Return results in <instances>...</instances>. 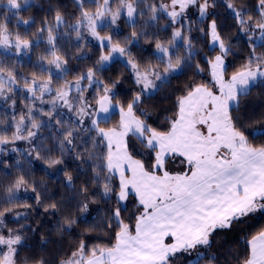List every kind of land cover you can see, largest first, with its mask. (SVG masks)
Segmentation results:
<instances>
[{
    "label": "snow or ice",
    "instance_id": "1",
    "mask_svg": "<svg viewBox=\"0 0 264 264\" xmlns=\"http://www.w3.org/2000/svg\"><path fill=\"white\" fill-rule=\"evenodd\" d=\"M74 4L78 15L72 23L57 9L51 20L44 18L32 32L35 19H25L22 13L34 6L33 0H0V7L6 9L0 12V49L3 50L0 53V101H11L10 107H14L18 89L26 91L31 101L25 105L26 113L16 121L11 138L0 134V145L15 140L31 142L42 125H55L60 133V137H55L56 144L63 156L65 151L77 146L76 139L87 137L83 152L76 153V158L83 157L82 162L90 164L89 183L98 186L100 197L106 203L115 201L107 213L94 218L93 225L110 233L112 242L88 247L81 240L68 259H59L55 264H174L178 256L185 257L184 264H201L206 258L209 264H214L216 254L209 257L214 235L222 233L226 238L234 228L245 231L243 226L250 222V217L264 214V112L258 117L249 112L251 105L245 100L252 95L254 87L264 86V51H257L258 47L264 49V0H258L256 5L258 18L249 15L250 8H237L233 0H118L115 7L113 0H74ZM88 5L95 7L90 9ZM218 6L231 14L234 26L243 34L248 46L244 63L232 72L226 61L235 46L231 37L222 35L227 24L220 20L222 14L216 10ZM190 8L196 10L200 21L196 27L208 48L202 56V50L195 48L192 42ZM121 16H125L134 29L124 44L98 31L99 28H118ZM161 17L167 20L163 25ZM13 20L26 28V34L9 27ZM140 20L143 23L137 32L135 28ZM149 25L172 29L170 40L155 43L157 64L143 58L134 59L127 46L147 35ZM73 33L78 44L85 42V33L95 38L101 51L95 67L69 80L67 65L71 57L65 58L60 53L58 41H72ZM41 42L47 45V54L37 56L39 71L30 75L18 72L19 59L39 48ZM104 48L108 51L104 52ZM78 51L83 49L78 48ZM197 56L207 65L211 85L197 83L195 79L185 84L180 90L182 94L175 99L176 112L169 119L168 130H158L149 123L150 113L143 106L145 101L158 94L165 84H170L172 74L191 66ZM12 57L17 60L13 62ZM117 60L128 68L138 89L124 102L116 99L114 90L120 81L109 84L97 75ZM195 70L199 75L205 68L196 63ZM89 89L90 98L86 95ZM46 95L51 99L45 100ZM36 101L50 105L47 112L43 107L37 109L47 118L44 121L38 122L33 115ZM61 108L74 112V123L62 121L65 113L58 111ZM114 116H118V120L112 124ZM108 124L112 126H101ZM25 131L27 135H21ZM46 150L51 152V149ZM32 152L40 158L39 152L35 149ZM133 152L144 159H135ZM173 154L184 158L182 163L187 165V171L166 169V162ZM46 162L49 167L63 163L61 158L52 156ZM81 171L85 170L81 168ZM65 177L68 187L74 189L72 175L65 172ZM27 185L25 177L19 175L7 188V201H15L16 193L22 188L27 191ZM87 191L86 186L80 189L81 193ZM130 196L136 197L139 213L134 211L127 218L133 223L125 222L122 214L129 210ZM35 199L40 204L39 194ZM56 207L55 203L48 206ZM78 210L88 213L89 202L80 201ZM12 211V208L0 211V264H17L18 249L26 246L23 231L31 229L27 224L7 228L5 213ZM21 215L15 213L17 218ZM75 223L74 219H65L67 229ZM44 243L46 246L47 242ZM246 243L243 259L234 256L237 264H264V227L251 234ZM23 259L27 264L28 258ZM35 264L54 262L42 257Z\"/></svg>",
    "mask_w": 264,
    "mask_h": 264
},
{
    "label": "trees",
    "instance_id": "2",
    "mask_svg": "<svg viewBox=\"0 0 264 264\" xmlns=\"http://www.w3.org/2000/svg\"><path fill=\"white\" fill-rule=\"evenodd\" d=\"M165 2H168V0H165ZM116 3H118V0H113V7H115ZM233 3L237 8L247 7L252 9L249 15L258 18L256 11L258 0H233ZM33 5L28 11L22 13L25 19L29 17L35 19L36 24L32 26V32H35L36 27L42 24L44 18L51 20L57 9L65 14L69 23H72L75 16L78 15L74 0H33ZM88 7L93 9L95 6L88 5ZM216 10L222 14L220 20L225 21L227 24L222 35L226 38L231 37L232 43L235 46V51L226 61L228 70L229 72L236 71L244 63L245 57L248 55L247 42L243 34L239 33L238 28L234 26L231 14L226 12L223 6H218ZM3 11H6V9L0 7V12ZM189 20L193 24V31L191 33L192 42L195 48L202 50V56L203 52L208 51V48L205 40L201 38V34L197 30L196 26L200 21L194 8L189 9ZM166 22V18L161 17L160 24L163 25ZM142 23L143 20L137 23L135 31L140 32ZM117 24L118 28H99L98 31L101 35H112L114 42L119 41L121 44H124L125 38L134 29L127 23L125 16H121ZM9 27L14 31H19L21 34H26V28L16 25L14 20L9 24ZM171 30V28L163 30L162 28L149 25L146 29L147 35L141 36L138 42L133 41L127 45L132 57L138 61L143 58L153 64L159 63L156 55H154L156 53L155 43L158 40L165 43L170 40ZM72 36V41H58L60 53L65 58L71 57L68 59L67 65L70 69L67 73L69 80L87 68L95 67L101 51L99 42L86 33L85 42L82 44H78L75 41L74 33ZM46 48L47 45L41 42L39 48L34 49L28 56L21 57L19 59L18 72H23L25 75L38 72L39 69L36 67L37 56L39 54H47ZM78 48H82L83 51H78ZM103 51L107 52L108 49L104 48ZM180 51L183 55L184 49L181 48ZM257 51L261 52L264 49L258 47ZM2 52L3 50L0 49V53ZM201 56H197L191 66H186L182 71L172 74L171 83L165 84L158 94L150 100L145 101L143 106L150 113L149 123L153 127L161 131L168 130L169 119L174 117L176 112L175 99L182 94L180 90L190 80L195 79L197 83L211 85L210 72ZM16 60V57H12L13 62ZM196 63L205 68V71L199 75H197L195 70ZM160 66L163 67L162 64ZM97 75L101 80L109 84L114 80L120 81L115 85L114 90L117 93L116 99L122 102L130 100L132 95L138 90L132 80L130 71L119 60L98 71ZM53 79L57 80V77L54 76ZM20 83L23 84L22 79ZM86 95H89L90 98L91 89H89ZM14 98L17 101L14 107H10L11 101L7 103L0 101V134L7 135L9 138L15 132V123L19 120L20 115L26 113L25 105L31 103L28 94L22 89L16 91ZM49 99L51 97L46 95L45 100ZM245 100L246 103L251 105L248 111L258 117L259 113L264 112V86L254 87L252 95L245 98ZM41 107H43V111L47 112L50 109V105L46 103L41 105L40 101H36L33 115L38 122L47 119L37 111ZM58 111L65 113L61 117L62 121L75 122L76 117L74 112L69 111L67 108H61ZM116 120H118V116L113 117L112 124H115ZM112 124L101 126L110 127ZM27 126L31 127L30 124ZM87 126L88 121L85 120V127ZM21 135L26 136L27 132H22ZM55 137H60V133L56 131L55 125L52 127L42 125L37 131L36 137L31 138V142L29 140H15L7 145H0V148L3 149V151H0V211L5 208L13 209L12 212L5 213V225L7 228L13 229L19 228L20 224L31 226V229L26 228L23 231V235L26 237V246L18 249L17 264H25V260L23 259L25 257L28 258L27 264H35V261L42 257L46 260H52L55 264V261L59 259H68L71 252L76 250L81 240L88 247L108 245L112 242L110 233H106L100 228H94L93 225L96 223L94 218L107 213L109 208L115 204V201H108L106 203L100 197L98 186L89 183L92 175L90 164L83 163V157L81 159L76 158V153L83 152L84 147L82 145H84V140L87 137L84 140L76 139L74 143L77 146L74 149L65 151L63 156H61L58 149ZM259 142L256 141L255 143ZM87 146L90 147V145ZM32 149L39 152V159L36 158V154L32 152ZM46 149H51V152ZM29 152H32L31 156H29ZM132 154L141 157L135 152ZM49 156L59 157L63 163L49 167L46 162ZM81 168L87 172V175H85V171H81ZM65 172L72 175L74 189L68 187ZM19 175H23L28 181L27 191L22 188L16 193L15 201L9 203L6 199L8 195L7 188L11 186ZM84 186L88 188L87 193L80 192L81 187ZM32 188H35L36 192H33ZM37 194L40 197V204L36 203L35 197ZM84 200L89 202V212L82 214L79 212L78 206L80 201ZM53 203L56 204V209L48 208ZM127 203L129 210L122 214L125 217V222L133 223L134 221H129L127 218L136 211V197L130 196ZM25 204L31 205V207H23ZM17 212L23 215L17 218L15 216ZM136 214H139L138 211H136ZM25 216L27 219H25ZM66 218L76 220L71 229H67L66 227ZM17 219L19 223L16 222ZM249 221V223L243 226L245 231H241L240 228H234L231 233L227 234L226 238L225 234L222 233L214 235V243L209 253V257L213 253L217 256L214 264H237V261L234 259L235 255H239L243 259L247 250L246 240L250 239L251 234H255V232L264 227V214L257 213L254 217H250ZM4 234L7 235V232L5 231ZM45 241L47 242L46 246ZM4 250L6 251V248ZM184 260L185 257L178 256L174 264H184ZM201 264H209V258L202 260Z\"/></svg>",
    "mask_w": 264,
    "mask_h": 264
},
{
    "label": "crops",
    "instance_id": "3",
    "mask_svg": "<svg viewBox=\"0 0 264 264\" xmlns=\"http://www.w3.org/2000/svg\"><path fill=\"white\" fill-rule=\"evenodd\" d=\"M135 159H140V158L136 157ZM183 160H184L183 157L173 154L172 158L170 160H167L166 162V169L170 172L171 171H185V170L187 171V165L182 163ZM171 163L174 164L175 167L169 168L168 164H171ZM177 168H179V170H176Z\"/></svg>",
    "mask_w": 264,
    "mask_h": 264
},
{
    "label": "rangeland",
    "instance_id": "4",
    "mask_svg": "<svg viewBox=\"0 0 264 264\" xmlns=\"http://www.w3.org/2000/svg\"><path fill=\"white\" fill-rule=\"evenodd\" d=\"M168 166H169V168H173V167H175L174 164H172V163H171V164H168ZM176 170H179V168H177ZM187 170H188V169H187ZM185 171H186V170H185Z\"/></svg>",
    "mask_w": 264,
    "mask_h": 264
}]
</instances>
